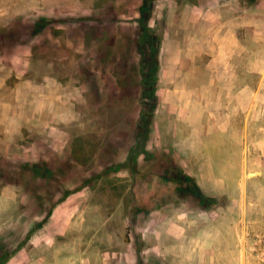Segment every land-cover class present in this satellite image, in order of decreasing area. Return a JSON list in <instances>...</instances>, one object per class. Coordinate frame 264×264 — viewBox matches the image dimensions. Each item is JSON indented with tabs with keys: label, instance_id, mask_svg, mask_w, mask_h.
Here are the masks:
<instances>
[{
	"label": "rangeland",
	"instance_id": "1",
	"mask_svg": "<svg viewBox=\"0 0 264 264\" xmlns=\"http://www.w3.org/2000/svg\"><path fill=\"white\" fill-rule=\"evenodd\" d=\"M197 4L14 0L47 130L23 129L22 159L0 153V264H264V141L245 153L215 141L221 176L189 185L173 180L181 154L142 137L156 51L137 44L141 24L171 37ZM38 19L44 28L24 38Z\"/></svg>",
	"mask_w": 264,
	"mask_h": 264
},
{
	"label": "crops",
	"instance_id": "2",
	"mask_svg": "<svg viewBox=\"0 0 264 264\" xmlns=\"http://www.w3.org/2000/svg\"><path fill=\"white\" fill-rule=\"evenodd\" d=\"M8 1L10 6L0 8V153L12 161L31 150L22 141L24 128L46 132L48 100L45 88L37 89L26 78L32 46L27 42L22 52L14 41V19L27 11L15 10L14 0L0 4ZM32 33L33 28L24 38ZM157 59V108L149 127L152 150L159 141V146L180 153L185 167L193 163L192 170L182 166L186 176L216 179L221 160L214 155L221 144L215 146V141L241 144L244 153L248 145L262 144L264 0H198L196 9L181 12L173 36L160 39Z\"/></svg>",
	"mask_w": 264,
	"mask_h": 264
},
{
	"label": "trees",
	"instance_id": "3",
	"mask_svg": "<svg viewBox=\"0 0 264 264\" xmlns=\"http://www.w3.org/2000/svg\"><path fill=\"white\" fill-rule=\"evenodd\" d=\"M45 19H38L34 22L33 24V34H37L39 33L44 27L42 25V22H44ZM142 30H141V35H140V39L139 41H137V44L140 45V46H143L144 44H151L153 46V49L156 51V53L154 54V58H153V70H154V73H153V76H152V81H153V84L151 86V95L150 97L152 99H154V105L151 106V110L150 112L148 113V116H151V118L153 117V114H154V109L156 108V105H157V96H156V90L158 88V77H157V72H158V59H157V50H158V44H159V41L160 39L154 35L153 31L147 26V24L145 23H142ZM145 65H141V70H142V74L145 72ZM144 84H146V80H144ZM144 105H146L145 102H143ZM145 113H142V116H144ZM145 122L143 127H141V129L143 128L145 133H143L142 137L143 139L145 138V136L147 135L148 136V133L147 131H149V126H151V122H152V119L151 120H147L146 121H143ZM173 180L183 184V183H187L189 185L193 184V179L188 177V176H183V177H179L177 175L173 176ZM30 237V234L27 235V240L29 239Z\"/></svg>",
	"mask_w": 264,
	"mask_h": 264
}]
</instances>
